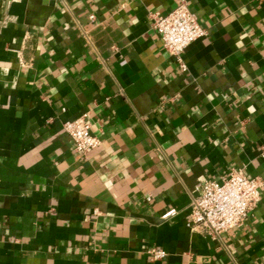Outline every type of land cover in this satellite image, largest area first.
Listing matches in <instances>:
<instances>
[{
  "label": "crops",
  "instance_id": "obj_1",
  "mask_svg": "<svg viewBox=\"0 0 264 264\" xmlns=\"http://www.w3.org/2000/svg\"><path fill=\"white\" fill-rule=\"evenodd\" d=\"M180 1L205 30L185 70L150 20ZM83 113L85 156L61 128ZM233 168L255 207L191 228ZM0 264H264V0H0Z\"/></svg>",
  "mask_w": 264,
  "mask_h": 264
},
{
  "label": "built area",
  "instance_id": "obj_2",
  "mask_svg": "<svg viewBox=\"0 0 264 264\" xmlns=\"http://www.w3.org/2000/svg\"><path fill=\"white\" fill-rule=\"evenodd\" d=\"M152 28L160 36L163 48L178 61L182 70L186 65L182 60L183 50L194 40L203 36L205 30L185 1L178 2L167 12H150ZM72 143L73 150L85 156L100 145L98 136L91 131L87 113L65 120L61 124ZM261 181L249 176L243 170L233 168L220 180H199L191 194L188 225L198 228L211 236L220 235L239 226L245 216L260 199ZM153 259L165 254L158 248H149Z\"/></svg>",
  "mask_w": 264,
  "mask_h": 264
}]
</instances>
